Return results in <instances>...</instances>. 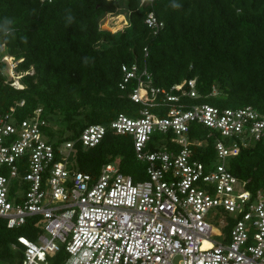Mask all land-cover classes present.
I'll use <instances>...</instances> for the list:
<instances>
[{"label":"built area","instance_id":"built-area-1","mask_svg":"<svg viewBox=\"0 0 264 264\" xmlns=\"http://www.w3.org/2000/svg\"><path fill=\"white\" fill-rule=\"evenodd\" d=\"M144 22L154 33L163 26L153 10ZM7 58L0 61L13 69L17 61ZM121 69L123 82L137 79L130 98L142 104L139 114L88 124L78 140L87 148L108 130L130 135L136 158L147 164L144 180L121 173L115 162L96 176L70 169L74 142L64 141L56 153L42 107L23 118L17 115L23 100L0 110V222L15 228L30 220L42 230L36 241L17 238L24 246L20 264L45 263L59 251L63 264H264V185L247 189L227 163L264 139V113L251 105L185 103L173 91L186 84L182 94L196 98L195 79L165 89L145 82L146 70L137 74L135 64ZM191 123L205 134L190 137ZM155 132L168 136L146 149ZM209 137L215 161L205 164L193 158L192 146Z\"/></svg>","mask_w":264,"mask_h":264},{"label":"trees","instance_id":"trees-1","mask_svg":"<svg viewBox=\"0 0 264 264\" xmlns=\"http://www.w3.org/2000/svg\"><path fill=\"white\" fill-rule=\"evenodd\" d=\"M150 10L163 22L156 33L144 22ZM107 13L125 14L128 25L114 33L101 29ZM3 55L17 61L16 72L25 73L18 80L21 87H15L0 61V110L23 100L17 107L23 118L42 107L56 153L64 141H73L68 167L92 176L110 162L134 180L147 176V164L136 158L130 135L108 130L87 148L78 140L88 124L109 125L119 113L139 114L142 104L130 98L137 79L123 82L122 65L135 64L137 74L145 69L148 78L142 79L159 88L195 79L196 98L182 94L186 84L173 91L185 103L251 105L264 113V0H0V59ZM151 110L162 113L164 108ZM205 132L191 123L188 134L201 137ZM152 136L151 146L168 135ZM213 141L209 137L205 145L192 146L193 158L215 161ZM227 163L247 189L262 187L264 139ZM34 231L29 220L15 228L0 222V263L20 264L24 246L17 238L33 239ZM64 259L59 251L46 262L63 264Z\"/></svg>","mask_w":264,"mask_h":264},{"label":"rangeland","instance_id":"rangeland-1","mask_svg":"<svg viewBox=\"0 0 264 264\" xmlns=\"http://www.w3.org/2000/svg\"><path fill=\"white\" fill-rule=\"evenodd\" d=\"M124 16H125V14H124ZM125 19H126V21L124 20V17H123L122 14L118 15V14H114V13H107L103 17V19L101 20V23H100L99 27L101 29L108 30V31L114 33V32H116L118 30H122L124 27H126L128 25L127 18L125 17ZM1 51L3 53L5 52L4 47H1ZM4 62L6 64V67H5L4 71L7 73L8 79L11 82H13V84H15L16 87H21V85L19 84L18 80H19V77L21 76V74H24L25 72H16L15 68L11 69V67H10L11 65H9L8 61H4ZM30 72H32V71H30ZM212 139L214 140V137H212ZM162 143H163V141H162ZM160 144H161L160 141L155 142L152 146H151V143H149V144H147L146 149H150V148H154V147L159 148ZM140 163H141L140 166L141 165H145L143 162H140ZM141 167H143V166H141ZM145 178H147V176H145ZM142 179H144V178H142ZM33 228L35 229V231H34V236L35 237L33 238V240L36 241L37 236L42 232V230L39 227H33ZM216 239H217V237H216ZM47 262H50V261L47 260ZM47 262L40 263V264H48ZM0 264H4V263L1 262Z\"/></svg>","mask_w":264,"mask_h":264},{"label":"bare ground","instance_id":"bare-ground-1","mask_svg":"<svg viewBox=\"0 0 264 264\" xmlns=\"http://www.w3.org/2000/svg\"><path fill=\"white\" fill-rule=\"evenodd\" d=\"M104 26V25H103ZM109 28V27H108ZM8 60H10L11 61V58L8 56V58H7ZM14 77V76H13ZM15 85V84H14ZM19 85V84H18ZM207 245H209V243H207V242H204V246H207Z\"/></svg>","mask_w":264,"mask_h":264},{"label":"clouds","instance_id":"clouds-1","mask_svg":"<svg viewBox=\"0 0 264 264\" xmlns=\"http://www.w3.org/2000/svg\"><path fill=\"white\" fill-rule=\"evenodd\" d=\"M175 7H179V5H174Z\"/></svg>","mask_w":264,"mask_h":264},{"label":"crops","instance_id":"crops-1","mask_svg":"<svg viewBox=\"0 0 264 264\" xmlns=\"http://www.w3.org/2000/svg\"><path fill=\"white\" fill-rule=\"evenodd\" d=\"M123 17H124V20L126 21V19H125V16L123 15Z\"/></svg>","mask_w":264,"mask_h":264}]
</instances>
